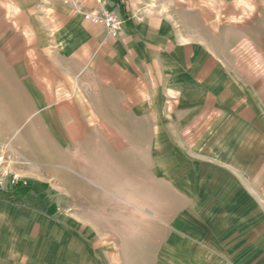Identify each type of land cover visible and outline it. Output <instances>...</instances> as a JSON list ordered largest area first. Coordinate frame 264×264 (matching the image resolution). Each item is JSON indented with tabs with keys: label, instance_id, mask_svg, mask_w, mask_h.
<instances>
[{
	"label": "crops",
	"instance_id": "obj_1",
	"mask_svg": "<svg viewBox=\"0 0 264 264\" xmlns=\"http://www.w3.org/2000/svg\"><path fill=\"white\" fill-rule=\"evenodd\" d=\"M132 1L107 0L124 18L113 36L84 17L97 0H0V144L22 161L0 188V264H122L112 233L72 207L112 190L115 127L163 126L166 109L189 111V125L205 115L206 135L227 145L222 168L258 207L195 264H264V80Z\"/></svg>",
	"mask_w": 264,
	"mask_h": 264
},
{
	"label": "rangeland",
	"instance_id": "obj_2",
	"mask_svg": "<svg viewBox=\"0 0 264 264\" xmlns=\"http://www.w3.org/2000/svg\"><path fill=\"white\" fill-rule=\"evenodd\" d=\"M132 3L139 13H159L207 39L245 81L264 80V0ZM204 116L189 125V111L166 109L163 126L124 120L115 127L123 141L112 143V190H95L81 200L92 204L72 207L102 234L112 233V262H203L201 247L230 240L244 216L251 221L258 209L253 191L222 168L225 139L206 135L204 122L198 124Z\"/></svg>",
	"mask_w": 264,
	"mask_h": 264
},
{
	"label": "built area",
	"instance_id": "obj_3",
	"mask_svg": "<svg viewBox=\"0 0 264 264\" xmlns=\"http://www.w3.org/2000/svg\"><path fill=\"white\" fill-rule=\"evenodd\" d=\"M101 7L98 9L84 11L85 19L103 25L108 32L116 36L120 34L124 26V18L119 11L106 6L107 0H97ZM22 163L21 159L10 151L7 144H0V188L4 186V177L8 176L11 171L10 167L14 164ZM12 181H19V176L12 173Z\"/></svg>",
	"mask_w": 264,
	"mask_h": 264
},
{
	"label": "trees",
	"instance_id": "obj_4",
	"mask_svg": "<svg viewBox=\"0 0 264 264\" xmlns=\"http://www.w3.org/2000/svg\"><path fill=\"white\" fill-rule=\"evenodd\" d=\"M120 4H121V0H117ZM123 11V10H122ZM125 16H126V14H125Z\"/></svg>",
	"mask_w": 264,
	"mask_h": 264
}]
</instances>
